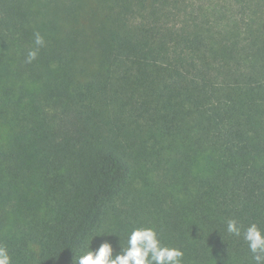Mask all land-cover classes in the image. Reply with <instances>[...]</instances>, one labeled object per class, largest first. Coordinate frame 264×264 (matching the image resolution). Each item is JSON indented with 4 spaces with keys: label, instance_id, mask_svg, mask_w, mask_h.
Returning a JSON list of instances; mask_svg holds the SVG:
<instances>
[{
    "label": "trees",
    "instance_id": "obj_1",
    "mask_svg": "<svg viewBox=\"0 0 264 264\" xmlns=\"http://www.w3.org/2000/svg\"><path fill=\"white\" fill-rule=\"evenodd\" d=\"M228 219L264 230V0H0L11 264L119 254L138 227L183 264H255Z\"/></svg>",
    "mask_w": 264,
    "mask_h": 264
},
{
    "label": "clouds",
    "instance_id": "obj_2",
    "mask_svg": "<svg viewBox=\"0 0 264 264\" xmlns=\"http://www.w3.org/2000/svg\"><path fill=\"white\" fill-rule=\"evenodd\" d=\"M44 44V37L36 32L35 47L28 51L26 63L37 59L38 49ZM226 232L230 236L242 237L253 254L255 264H264V230L257 224L244 228L236 219H228ZM120 246L121 252L114 254L113 245L104 242L95 251L76 254L73 264H183L185 256L180 248L163 244L160 234L153 227L134 228L128 234L126 243L120 239ZM0 264H11V256L4 246H0Z\"/></svg>",
    "mask_w": 264,
    "mask_h": 264
},
{
    "label": "rangeland",
    "instance_id": "obj_3",
    "mask_svg": "<svg viewBox=\"0 0 264 264\" xmlns=\"http://www.w3.org/2000/svg\"><path fill=\"white\" fill-rule=\"evenodd\" d=\"M97 17H98V16H97ZM97 17H96V18H97Z\"/></svg>",
    "mask_w": 264,
    "mask_h": 264
}]
</instances>
